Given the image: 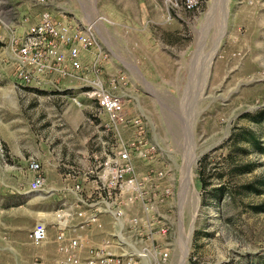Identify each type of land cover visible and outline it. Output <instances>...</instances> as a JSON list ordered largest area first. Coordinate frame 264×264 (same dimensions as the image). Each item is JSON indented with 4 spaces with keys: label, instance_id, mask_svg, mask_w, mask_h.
Here are the masks:
<instances>
[{
    "label": "rangeland",
    "instance_id": "374dc122",
    "mask_svg": "<svg viewBox=\"0 0 264 264\" xmlns=\"http://www.w3.org/2000/svg\"><path fill=\"white\" fill-rule=\"evenodd\" d=\"M171 5L170 0H0V20L23 32L43 10L56 19L94 22L106 54L103 85L120 96L126 117L142 119L154 148L148 161L134 159L135 168L140 177L152 169L153 183L171 188L156 207L170 227L158 240L170 249L165 264H264V0H203L190 12ZM14 76L11 59H0V123L21 125L28 150L43 152L40 141L54 140L46 123L92 121L91 128H78L90 135L92 154L114 150L117 131L124 144L133 141L131 128L106 126L109 118L85 93L87 86L23 87ZM73 145L81 147L77 139ZM8 151L0 137V162L18 167ZM206 153L201 167L210 174L203 187L198 169ZM41 162L42 190H29L28 174L25 199L19 184L10 183L7 209L0 211V264H54V243L33 245L28 233L37 221L51 223L60 188L74 178L57 172L67 173L72 165L81 171L94 161L90 155L73 163L61 155Z\"/></svg>",
    "mask_w": 264,
    "mask_h": 264
},
{
    "label": "built area",
    "instance_id": "2783aa9c",
    "mask_svg": "<svg viewBox=\"0 0 264 264\" xmlns=\"http://www.w3.org/2000/svg\"><path fill=\"white\" fill-rule=\"evenodd\" d=\"M170 2L175 11L190 12L199 9L203 0ZM4 48L9 50L19 85L36 83L58 89L66 80L87 86L85 93L109 118L106 126L116 131L131 128L133 133V141L124 144L117 131L114 150L92 154L94 162L87 168L70 170L74 178L60 188L63 196L51 223L37 221L28 233L29 241L36 246L54 243V264H165L170 249L158 240L166 237L170 227L159 218L156 207L171 194V188L154 184L152 169L140 177L135 168L134 159L148 161L154 148L147 141L142 119L126 117L120 96L103 85L100 75L106 54L94 22L56 19L43 10L21 34L11 30ZM93 49L86 61V53ZM27 169L33 174L29 190H42L41 163L30 158Z\"/></svg>",
    "mask_w": 264,
    "mask_h": 264
},
{
    "label": "crops",
    "instance_id": "0c3cea01",
    "mask_svg": "<svg viewBox=\"0 0 264 264\" xmlns=\"http://www.w3.org/2000/svg\"><path fill=\"white\" fill-rule=\"evenodd\" d=\"M11 29H12V26L8 22L0 23V59L4 61L6 59H8L9 61V51H7V49H5L4 47L9 42ZM14 30L16 31L17 34H21L23 32V30L22 31L20 29L17 30L16 28ZM96 34H97L98 41H100L99 40L100 35L98 34V31H96ZM93 52H94V49L88 51L86 53V57L91 58V56L93 55ZM103 64L104 62H102V65ZM13 81L17 82L18 84V79L15 76H14ZM28 86L38 87L39 85L35 83V84H30ZM28 86L26 85L23 87H28ZM41 86L50 87L48 85H41ZM61 86H65V88L69 89V88L78 87V84L76 83L71 84L65 80L62 82ZM78 111H79V115L82 116V110L78 109ZM78 111H75L76 115H78ZM70 118H73V116L71 115ZM88 122L89 123H75V121H73L72 123L68 122V123H62V124L61 123L59 124L46 123L47 127L52 128V134H53L54 140L52 142L51 141L47 142V141H42V140L40 141V144H41L40 148L43 150V152H40V149H37V150L33 149L30 151L28 150L27 145L25 146L23 144L26 142L23 139L21 140L22 138L20 136V131L22 128L21 125H18V123H0V137L2 138V141L8 146L9 157L11 160L17 161V163H19L18 167L17 166L9 167V166H4L0 162V196H1L0 202H2L3 200V203L0 204V211L5 212V209H7L5 208L6 203H4V201H5L6 194L9 192V186L12 181L17 182V184H19L18 188L20 190V194H22L25 199L26 189L28 187L27 181H26L27 174H28L29 180L32 179L33 175L30 171H28L27 166H26V170H23L24 168L22 164H24L25 162H27L28 164L29 157L32 156L34 159H37L38 161H40L41 164H42L41 160L43 159L44 160L48 158L55 159L57 157H60L61 155H66V158L70 159V161H72L73 163H77V162L81 163V162L87 161L88 157L92 155L93 153L91 149H89L90 144H88V140H90L91 137L90 135L86 136L85 135L86 133L81 132L80 130H78V128L80 127V125H82L83 127L85 125H88L87 127L91 128L92 121L88 120ZM39 124L41 126L43 123H39ZM75 139L78 140V144H81V147L79 150H76L74 148L73 144H74ZM71 145H73V147H71ZM29 151L32 155L26 156V154ZM85 165L86 164H84L83 166ZM72 166L67 167L68 168L67 173L57 172V174H68L70 170L73 168ZM56 167H54L55 168L54 170H57ZM15 168L20 169V170L17 171ZM20 214L21 213H18L15 216H20ZM2 215L3 213L2 214L0 213V216ZM14 221L15 220L13 218L12 222Z\"/></svg>",
    "mask_w": 264,
    "mask_h": 264
},
{
    "label": "trees",
    "instance_id": "16d2710c",
    "mask_svg": "<svg viewBox=\"0 0 264 264\" xmlns=\"http://www.w3.org/2000/svg\"><path fill=\"white\" fill-rule=\"evenodd\" d=\"M254 140V142L256 141V139L254 138L253 139ZM207 156H208V154L206 153V154H204L202 157H201V159L199 160V169H198V172H199V174H198V178H199V180H200V182H201V185L204 187L206 184H207V182H206V178L209 176V174L210 173H208V174H205V170H206V167L205 166H202L201 167V165L206 161V159H207ZM253 190L254 192H256L258 189H255L254 187H250V190ZM215 190H217V191H221V190H223V188H217V189H215Z\"/></svg>",
    "mask_w": 264,
    "mask_h": 264
}]
</instances>
